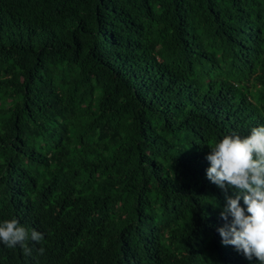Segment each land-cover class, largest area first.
Wrapping results in <instances>:
<instances>
[{
    "label": "trees",
    "instance_id": "1",
    "mask_svg": "<svg viewBox=\"0 0 264 264\" xmlns=\"http://www.w3.org/2000/svg\"><path fill=\"white\" fill-rule=\"evenodd\" d=\"M261 125L264 0H0V223L54 264H260L207 156Z\"/></svg>",
    "mask_w": 264,
    "mask_h": 264
},
{
    "label": "clouds",
    "instance_id": "2",
    "mask_svg": "<svg viewBox=\"0 0 264 264\" xmlns=\"http://www.w3.org/2000/svg\"><path fill=\"white\" fill-rule=\"evenodd\" d=\"M208 146L207 178L226 194L220 213L226 223L218 229L222 243L264 264V125L253 127L246 137L226 135ZM229 189L234 198L227 195ZM44 229L42 222L19 212L1 222L0 264H54L44 255Z\"/></svg>",
    "mask_w": 264,
    "mask_h": 264
}]
</instances>
